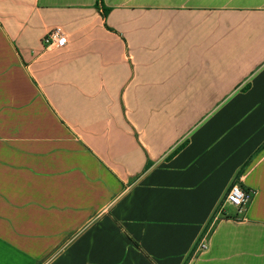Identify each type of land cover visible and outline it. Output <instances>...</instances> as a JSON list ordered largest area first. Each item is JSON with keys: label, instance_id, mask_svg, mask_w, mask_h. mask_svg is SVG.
<instances>
[{"label": "crops", "instance_id": "1", "mask_svg": "<svg viewBox=\"0 0 264 264\" xmlns=\"http://www.w3.org/2000/svg\"><path fill=\"white\" fill-rule=\"evenodd\" d=\"M96 4L0 0V264H264V0Z\"/></svg>", "mask_w": 264, "mask_h": 264}, {"label": "built area", "instance_id": "2", "mask_svg": "<svg viewBox=\"0 0 264 264\" xmlns=\"http://www.w3.org/2000/svg\"><path fill=\"white\" fill-rule=\"evenodd\" d=\"M43 43L47 47L63 48L67 45V36L61 28H54L45 36ZM253 196V192L246 190L240 184H234L227 193L219 214L226 213L227 210L224 209L227 205L236 211L237 216H242L250 207ZM200 249H206V244L202 243Z\"/></svg>", "mask_w": 264, "mask_h": 264}, {"label": "trees", "instance_id": "3", "mask_svg": "<svg viewBox=\"0 0 264 264\" xmlns=\"http://www.w3.org/2000/svg\"><path fill=\"white\" fill-rule=\"evenodd\" d=\"M101 2H102V0H97V4H96L97 9H99V3H101ZM109 12H110V9L103 8L102 17L105 19ZM108 30L112 31L110 28H108Z\"/></svg>", "mask_w": 264, "mask_h": 264}]
</instances>
